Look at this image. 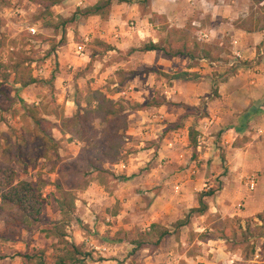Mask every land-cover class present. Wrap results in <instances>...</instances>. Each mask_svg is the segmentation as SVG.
I'll list each match as a JSON object with an SVG mask.
<instances>
[{"label":"crops","instance_id":"1","mask_svg":"<svg viewBox=\"0 0 264 264\" xmlns=\"http://www.w3.org/2000/svg\"><path fill=\"white\" fill-rule=\"evenodd\" d=\"M99 1L65 0L52 7L51 18L80 20L79 30L84 37L83 42L75 44L71 56L66 48L56 49L60 54L57 84L63 88L62 95H68L75 80L88 84L93 81L88 77L89 67L96 71L98 65L102 67L106 64L103 62L111 60L108 70L114 69V76H121L113 92L93 90L114 100L129 99L142 107L128 115L120 155L114 162L107 161L109 178L105 180L93 173L90 186L81 193L83 201L76 196L74 218L78 214L87 225L82 231L74 225L75 235H87L86 244L81 245L76 238V245L82 250L86 245V251H91L90 242L105 245L93 236L102 231L105 242L131 246V253L126 256L130 264H236L247 258L243 251L231 250L232 239L218 233V223L222 219L249 220L264 212V27L245 26L255 1L151 0L159 18L180 22L182 36L188 37V44H181V51H193V55L170 53L173 26L165 32L146 28L150 24L142 11L143 0L131 4L114 2L105 14L106 20L102 15H81L80 11L93 8ZM59 6L73 14L66 17L62 10V14L55 15L54 9ZM17 13H21L19 7ZM136 21L145 27H132ZM201 32H211V39L202 40ZM146 40V44H159L166 51H141ZM80 44L85 46L84 55L77 51ZM197 44L206 47L207 56ZM217 46L229 48V54L215 60L213 48ZM132 49L137 51L132 53ZM235 53H240L241 58ZM138 62L141 65L134 66ZM144 65L157 69L155 75L145 79L138 73L131 78L133 70L140 71ZM181 72L190 76L173 79L174 74ZM67 78L74 82L64 86L62 80ZM193 109L199 114L196 118ZM251 109L250 118L245 119ZM210 116L217 118L215 125L206 132L202 144L199 139L197 145L193 144L192 132L199 135L203 121ZM254 175L258 176V187L252 191L248 178ZM210 190H215V194L204 197L206 212L196 213L189 225L181 227L189 229L192 224L194 231L200 233L198 247L193 253L188 249L181 253V245L188 248L191 242L180 237L181 230L175 232V224L200 207L201 193ZM154 223L174 232L159 247L148 236ZM121 229L130 231V235L138 230L145 232L131 239L129 234L117 232ZM139 243L147 245L132 253ZM92 257L81 256L82 263L87 264ZM254 258L264 262L262 246L256 248Z\"/></svg>","mask_w":264,"mask_h":264},{"label":"rangeland","instance_id":"2","mask_svg":"<svg viewBox=\"0 0 264 264\" xmlns=\"http://www.w3.org/2000/svg\"><path fill=\"white\" fill-rule=\"evenodd\" d=\"M254 1L255 5L245 26L264 27L262 4L259 0ZM18 7L21 13H17ZM43 10V7H39L30 0H0V207L3 203V194L9 190L6 188L5 179L13 172L16 184L23 180L37 182L40 178L48 182L43 190L46 205L43 214L44 222L30 227L16 222L13 226H9L6 223L11 215L9 209L0 210V264H37V259H28L26 256L38 254L41 251L44 252L45 261L48 264H55L60 255H64L67 249H72V245L77 244L76 238L81 245L86 244L87 235L83 233L75 235L74 225L77 226L78 231L87 229V225L78 214H75L72 224L63 230L67 234L66 239H60L57 234L55 235L54 227L62 220L57 203L62 196L58 184L65 189H72L75 196L83 201L81 193L83 194V186L88 178H91L90 175L97 173L107 180L108 172H110L106 169L107 161L114 162L116 159L112 160L106 154L117 142L123 143L120 135L123 134V128L126 125L124 117L109 119L97 117L91 125L86 126L87 141L81 139L79 125L69 121V115L77 114L80 108L86 110V101L93 89L112 93L114 84L121 76L119 74L114 76L112 73L114 69L108 70V63L111 62L108 60L103 62L106 63L104 66L98 65L96 71L91 67L87 69L89 80L93 81L88 84V82L80 83L79 80H75L71 91L67 90L68 95H62L63 88L57 84V72L60 69V54L57 51L66 48L71 56L75 44L83 42L84 37L79 30L80 20L73 21L66 27H51L44 19L55 18H51ZM62 10L64 8L62 9L61 6L54 9L55 15L62 14ZM142 11L146 15L147 25L150 24L146 27L147 29L154 27L165 32L173 26L170 30L174 34V43L170 47V53L181 50V44H188L186 40L188 37L182 36L183 27L180 22L174 20L171 23L164 16L159 18L158 13L152 9L151 0H143ZM63 12L66 17L73 14L67 13V10ZM103 19L106 20V17ZM29 26H36L38 33L33 35L27 29ZM141 26L145 27L144 24L138 26L136 21L135 26L132 27L142 29ZM193 27L190 23L189 29ZM193 34L195 36V33ZM191 40L193 39L190 38L189 41ZM146 43L147 40L142 42L141 46L143 47ZM217 43L215 41V44ZM209 44L205 46H210ZM88 49L91 51L90 45ZM213 49L215 60L222 58L220 55H228L230 52V49L226 47L217 46ZM122 56L133 62L132 58H128L129 56ZM134 64V66L141 65L139 62ZM40 69L47 72L40 73ZM156 70L144 65L140 71L133 70L134 75L131 78L139 73L141 78L148 79L155 75ZM33 80L35 82L30 83ZM62 81L64 86L70 81L74 82L73 79L68 78ZM26 83L30 84L26 86ZM147 100L145 105L149 102V99ZM115 101L118 104L117 108L124 106L127 109L128 115L142 107L139 103H133L126 98L115 99ZM191 112L195 118L199 115L195 113V109ZM127 113L124 115L127 116ZM198 119L197 117L196 120ZM69 131H73L77 138L73 139ZM75 211L74 213H77ZM195 215L196 213L192 217ZM208 222L212 223V220ZM189 227V229L181 230L180 228L177 231L175 228L176 233L182 231H180V237L191 242L188 248L181 245L183 247L180 250L181 253L186 252L187 249L193 253L198 247L197 237L200 233L194 231L192 224ZM218 230L221 234L227 232L226 237L232 239L229 243L231 250L243 251L247 257L236 264L264 263L262 259L254 258L256 248L262 246L264 252V212L249 220L222 219L221 223H218ZM117 232L121 235L130 233L125 229ZM134 232L135 234H129L131 239L136 236L141 237L145 231ZM93 236L111 249L108 252L94 254L92 251L96 250L92 247L91 251H86V245L83 246L85 248L83 252L93 255L92 260H89L87 264H118V262L130 264V262L127 263L126 256L128 257L127 254L131 253V246L105 242L103 237L106 235L102 231H97ZM120 246L122 248L119 249Z\"/></svg>","mask_w":264,"mask_h":264},{"label":"trees","instance_id":"3","mask_svg":"<svg viewBox=\"0 0 264 264\" xmlns=\"http://www.w3.org/2000/svg\"><path fill=\"white\" fill-rule=\"evenodd\" d=\"M33 2L41 4L45 11L52 16V7L55 5L61 4L65 0H32ZM142 0H100L97 5H95L93 8H90L86 11H80L81 15H84L86 17L91 15H102L105 16L106 13L110 10L111 6L114 2L119 3H141ZM259 3L262 4V12L264 13V0H259ZM76 17L65 19L61 17L58 21L50 19L47 21V25L51 27H66L67 24L75 21ZM197 47L201 52L206 53V48H201L200 44H197ZM55 50V48H54ZM162 50L166 51L164 46H161L159 44L155 43H148L144 45V47L141 48V51H157ZM137 51L136 49H133L131 52ZM51 53V52H50ZM180 53H186V54H194L193 51H185L182 52L181 50H177L174 52V55H179ZM170 76V75H168ZM190 76L189 73L181 72L176 73L172 77L173 79H183ZM35 81L30 83H34ZM30 83H26L25 85H29ZM153 103L156 104L154 101ZM87 108L86 110L80 108V111L77 112L74 116H71L69 121L76 123L81 128V139L86 140L87 139V132H86V126L91 125V123L98 118H113V117H124L125 118V127L123 128V134L120 135L121 140L124 139V134L126 130L128 129V113L126 112L127 109L124 106H119L120 108H117V102L113 99L107 98L105 94L102 91L99 90H92L89 94V97L86 101ZM253 109L249 111L248 116L245 115V119H249L250 115L252 114ZM127 113V116L124 114ZM124 115V116H122ZM72 134V138H77V135L73 131H69ZM198 134L196 131H193L191 134L192 143L197 145L198 142ZM87 141V140H86ZM122 147V142H117L116 145L111 146V151L106 154L108 158H111L112 160H115L120 155V150ZM93 175V174H91ZM90 175V176H91ZM15 174L8 175L5 179V183H7L6 188H8V192L6 194H3V203L0 207V210L3 211L5 208H8L11 215L6 220L7 224L9 226H13V224L16 222L18 224H21L25 227H30L32 225L42 223L44 222V212H45V199H44V193L43 190L45 186H47L48 182L44 180L43 178H40L37 182H31V181H20L17 184L14 181ZM91 182V178H88L86 184H84L83 189L85 190ZM59 190L62 192L61 198L58 199L57 203L60 208L61 214H62V220L57 222L56 226L54 227L55 235L57 234L60 239H66L67 234L64 232V228L69 227L73 220H74V211L76 210V196L72 189H65L60 184H58ZM215 194V190H210L208 192H203L200 195V207L194 208L191 210V212L188 214V216L183 219L179 220L175 224L176 231L179 230L181 227L187 226L190 224L191 217L193 214H204L208 208L207 204L204 201V197L212 196ZM174 232L158 223H154L151 227V230L148 232V236L151 237V241L155 242L156 246L159 247L162 241L172 235ZM226 233L224 236H226ZM67 243V241L65 240ZM145 243H139L133 250L132 253H135L139 249L145 247ZM85 252L78 247L76 244L72 245V249H67L66 253L64 255H60L58 257V260L55 264H81L84 259L81 258V256H84ZM89 255V254H88ZM26 258L28 259H37V264H48L45 261L44 252L41 251L38 254L34 255H27Z\"/></svg>","mask_w":264,"mask_h":264},{"label":"built area","instance_id":"4","mask_svg":"<svg viewBox=\"0 0 264 264\" xmlns=\"http://www.w3.org/2000/svg\"><path fill=\"white\" fill-rule=\"evenodd\" d=\"M28 31H30L33 35H36L38 33V30L35 26H29L27 27ZM212 37V34L211 32H201V37L202 40H210ZM237 43V42H236ZM77 51L78 53H80L81 55H84L85 53V46L83 44H80L77 46ZM236 56L238 58H241L240 56V53H235ZM40 73H44V70L43 69H40ZM217 121V118L216 117H208L206 118L203 123H202V130L203 131H200L199 135H198V139L200 141V144H202V141L203 139L206 137V132L208 130H210L216 123ZM248 184H249V187L252 191L256 190L257 187H258V176L254 175V176H251L250 178H248ZM90 241H94L93 238L90 239ZM91 243V246L94 250H96L97 252L101 251V252H107L110 247L108 246H105V245H96V244H93V242H90Z\"/></svg>","mask_w":264,"mask_h":264}]
</instances>
